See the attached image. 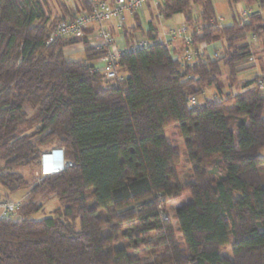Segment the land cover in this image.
Returning a JSON list of instances; mask_svg holds the SVG:
<instances>
[{
  "label": "trees",
  "instance_id": "trees-1",
  "mask_svg": "<svg viewBox=\"0 0 264 264\" xmlns=\"http://www.w3.org/2000/svg\"><path fill=\"white\" fill-rule=\"evenodd\" d=\"M246 1L247 18L220 24L213 0H164V17L184 13L190 23L198 5L204 25L198 32L192 23L193 43L223 41L222 52L180 60L150 21L140 27L150 44L123 53L126 78L108 86L91 72L104 50L82 39L48 43L57 23L90 0L69 15H54L47 0H0V185L30 189L17 217L0 218V264H264V74L237 93L219 88L223 66L233 81L249 68V36L264 40V0ZM77 42L85 59L65 56ZM212 85L213 98L190 103ZM27 107L40 119L22 132ZM188 118H196L203 166L185 186L181 152L165 129ZM56 147L71 166L43 177L37 170V180L18 170ZM44 190L64 205L65 220L31 217ZM186 192L176 229L162 211ZM228 245L231 257L222 253Z\"/></svg>",
  "mask_w": 264,
  "mask_h": 264
},
{
  "label": "rangeland",
  "instance_id": "rangeland-1",
  "mask_svg": "<svg viewBox=\"0 0 264 264\" xmlns=\"http://www.w3.org/2000/svg\"><path fill=\"white\" fill-rule=\"evenodd\" d=\"M163 4V0H159ZM159 2V3H160ZM160 3V4H161ZM214 8L217 17H224L225 21L223 24H229L233 21V14H235L238 19L241 21L243 20V12L247 10V1L242 0L237 3L233 2L232 0H213ZM153 14L151 16V20H154L156 24L160 27V31L162 30L163 26H169L170 29L174 31H178L181 27H187L189 33L194 30L193 22L198 23V25L203 26L204 21L201 18V8L196 5L192 4L191 6V17L192 21L191 23L187 21L186 14L184 13H178L173 15L172 17H164L163 13L160 10V6H157L153 4L152 6ZM56 8L58 9V12H64L62 11L60 5H57ZM55 8V9H56ZM56 9V10H57ZM73 12V11H72ZM69 13V12H68ZM76 13V12H75ZM162 14L163 17H160L159 15ZM61 15V14H60ZM150 10L144 5V14L141 15V21L143 24L148 22ZM129 16H127L126 22L128 21ZM196 21V22H195ZM171 40V45H175L177 47V53L173 54L174 57H180L179 59L183 60L184 55L186 54L187 50H185V40H183L181 37H176V39L167 36ZM143 38V37H142ZM258 38V37H257ZM254 39L253 36H249V40L253 44V49L255 52H263L264 53V40L263 39ZM259 40V41H258ZM223 41H220V46L217 49L222 52V48L224 47ZM171 48V46H170ZM65 56L72 60H79V59H85V52H84V44L83 42H77L70 44L64 48ZM250 62V61H249ZM255 66L249 67L247 72L239 76V80L243 79H252L254 78L258 73L259 69L253 70ZM125 74L126 72L123 71ZM229 70L227 67L223 66V73L220 76L219 79V88L221 89L222 93L226 95L227 92H234L237 93L239 91L238 89V82L233 81L230 79ZM238 80V76H237ZM106 85L108 86H115L117 85V81L115 79L109 80L106 82ZM215 91H217V86L212 85L206 87L204 90V93L199 96L196 100L198 102H202L205 98H213L216 94ZM219 93V92H218ZM27 111L29 113V121L21 128L22 132H30L36 128V126L39 123V117L32 111L31 108L27 107ZM196 118H188L187 121H183L179 123L178 125L169 126L165 129V136L168 141H170L177 149L181 152L182 155V161L178 168V172L180 175V182L182 185H188L193 176V170L199 168L200 166H203V163L201 164L200 159V152L198 143L195 138L194 133V122ZM260 156L264 159V148L260 150ZM39 165V161H38ZM36 166H21L18 168L21 172H23L28 177L30 176L33 180H37L39 177L35 176V173L37 170L40 171V167ZM39 167V168H38ZM38 171V173H39ZM36 177V178H35ZM30 189L29 188H23L14 192L7 191L2 185H0V195L8 194L10 198L16 200V199H25V197L29 194ZM191 198V194L189 192L184 193L180 197L171 198L167 201L166 205V215L167 217H170V220L173 222L174 227L177 229V224L174 219V215L176 212V207L179 205H182L185 202H188ZM36 201L38 203H41L42 207L33 213L31 215L34 219H44L48 217H59L62 220H65L64 215L59 214V210L62 212L64 211V205L60 202L59 198L57 196L52 195L48 190H44L43 192L39 193L36 197ZM77 227H80L79 219L76 220ZM177 236H180V233L177 232ZM124 240L121 237L120 241L118 242L117 246H123ZM222 253L231 257L232 251H231V245H228L226 248L222 249Z\"/></svg>",
  "mask_w": 264,
  "mask_h": 264
},
{
  "label": "built area",
  "instance_id": "built-area-1",
  "mask_svg": "<svg viewBox=\"0 0 264 264\" xmlns=\"http://www.w3.org/2000/svg\"><path fill=\"white\" fill-rule=\"evenodd\" d=\"M91 6L88 9H84L80 12H76L72 16H66L65 19L57 23V25L51 31L48 39V43H53L60 38L69 39H82L89 45L104 50L103 54L93 61L91 72L100 73L102 79L107 82L115 79L118 82L123 81L126 78V74L123 72L120 66V56L129 51L142 47H146L150 44V40L146 37L133 38L129 45L125 48H119L116 44V38L112 31L114 26L117 29L122 30L126 24L127 16L134 15L142 12L144 5L149 0H90ZM250 9L243 12V19L247 18ZM163 17L162 14L159 15ZM220 24H223L224 18L218 17ZM202 26H196L195 30L201 31ZM192 32L189 33L187 27H181L176 32L169 29L165 33L166 36L172 38L181 37L185 40L188 50L183 59L188 62H192L198 59L205 60L209 57H216L220 50V45L213 46L214 43H198L194 44L192 40ZM253 38L257 37L253 35ZM163 41L165 38H161ZM253 57L250 58L252 60ZM257 84L261 89L264 88V78L258 80ZM195 97L190 98V103L196 102ZM42 172L41 176L47 175L46 172L50 171V174L58 173L64 170L66 167L71 166L73 163L65 156V149L63 147H56L42 153ZM41 159V158H40ZM54 159H60L59 164H50ZM40 162V160H39ZM45 164H50L46 168ZM24 204V199H12L8 194L0 195V218L9 217L15 218L19 215V211ZM164 218L167 215L162 211Z\"/></svg>",
  "mask_w": 264,
  "mask_h": 264
},
{
  "label": "crops",
  "instance_id": "crops-1",
  "mask_svg": "<svg viewBox=\"0 0 264 264\" xmlns=\"http://www.w3.org/2000/svg\"><path fill=\"white\" fill-rule=\"evenodd\" d=\"M47 2L49 4L51 10L53 11V14L54 15H60V14L61 15H63V14L64 15H69L68 12H70V11H77V10L81 9V6H82L81 0H47ZM159 2H160L159 0H149L146 3V6L150 10V15H149L150 17H149L147 23L143 24L142 21H141V15L144 14V8H143L142 12H139V13H136L134 15L129 16V19L126 22V24H125V26H124V28L122 30L117 29L114 26L112 27V31H113L114 36L116 38V44H117V46L120 49L121 48L123 49V48L127 47L133 38L146 37V35L143 34L140 31V27L143 28V31H146L149 28L150 21H153L156 24V22L154 20H151V16L153 14V11H152V8L153 7L152 6H153V4H155L157 6V8H158V6L162 5V3L160 2L161 3L160 4ZM163 2H164V0H163ZM57 5H60L61 8H64V9H62V11H64V12H60L59 13L58 12V9L56 8ZM248 10H249V8H248ZM222 18H224V17H222ZM234 18H237L238 19V17L235 14H233V19ZM224 21H225V18H224ZM157 28H158V35H159L160 39L161 38H163V39L165 38V40L167 39V41L169 42V45L171 46L172 53H174L175 55L178 54L177 53V47L175 45L174 46L171 45V41H170L171 39L165 35V33L168 32V30L170 29L169 26H163V28H162L161 31H160V27L158 25H157ZM174 39H176V38H174ZM185 45H186L185 46V50H187L188 46H187L186 43H185ZM217 45H220V41L214 42L213 46H217ZM177 58H180V57H177ZM247 65L249 67L255 66L253 68V70L259 69V73L257 75H263L264 74V53L263 52H261V53L260 52L259 53L258 52H255V54L253 55V59L250 60V62ZM246 72H247V70H244V71H242V72H240L238 74V80H236V81L238 82L237 84H238L239 91L242 90V83L244 81L250 80V79L239 80V76L241 77ZM216 92L217 91H215V93ZM185 121H187V119ZM54 163H55V165L56 164H59L60 163V159H54V160H52L50 162V164H54ZM202 163L203 162H201V164ZM50 164H45L46 165V168H48L50 166ZM39 167H40L39 169H40V174H41V172H42L41 162H39ZM201 167L202 166H200L199 168H201Z\"/></svg>",
  "mask_w": 264,
  "mask_h": 264
},
{
  "label": "bare ground",
  "instance_id": "bare-ground-1",
  "mask_svg": "<svg viewBox=\"0 0 264 264\" xmlns=\"http://www.w3.org/2000/svg\"><path fill=\"white\" fill-rule=\"evenodd\" d=\"M50 173H51L50 171L46 172L47 175L50 174Z\"/></svg>",
  "mask_w": 264,
  "mask_h": 264
},
{
  "label": "water",
  "instance_id": "water-1",
  "mask_svg": "<svg viewBox=\"0 0 264 264\" xmlns=\"http://www.w3.org/2000/svg\"><path fill=\"white\" fill-rule=\"evenodd\" d=\"M43 160H42V157H41V159H40V162H42Z\"/></svg>",
  "mask_w": 264,
  "mask_h": 264
},
{
  "label": "clouds",
  "instance_id": "clouds-1",
  "mask_svg": "<svg viewBox=\"0 0 264 264\" xmlns=\"http://www.w3.org/2000/svg\"><path fill=\"white\" fill-rule=\"evenodd\" d=\"M65 156H66V154H65Z\"/></svg>",
  "mask_w": 264,
  "mask_h": 264
}]
</instances>
